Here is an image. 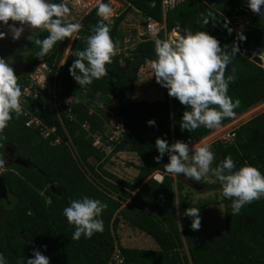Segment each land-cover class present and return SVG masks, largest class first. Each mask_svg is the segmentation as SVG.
I'll use <instances>...</instances> for the list:
<instances>
[{
	"label": "trees",
	"instance_id": "trees-1",
	"mask_svg": "<svg viewBox=\"0 0 264 264\" xmlns=\"http://www.w3.org/2000/svg\"><path fill=\"white\" fill-rule=\"evenodd\" d=\"M125 3V9L112 22L105 21L116 44H122L121 21L129 12L136 14V9L144 18L164 23L165 27L155 34L161 39H167L166 33L174 28L180 34L187 28L207 31L228 52L233 44L239 47L240 51L225 69V76L235 69V79L229 83L227 94L233 101L239 100V105L233 109V116L222 118V123L264 102V67L258 64L260 59L256 55L264 50V8L256 14L247 7V0H185L166 11L163 17L160 0L151 3L125 0ZM96 8L81 18L78 37L71 44L65 65L57 72L61 79L60 95L74 94L77 100L68 113L59 111L57 115L48 107L36 112L45 125H55L57 133L68 140L69 145L51 144L49 139L42 138L39 127L25 126L27 118L23 113L13 112L0 132V157L8 142L15 146L16 156L28 159L31 164L23 167L14 163L11 167L15 171L3 174L14 199L11 211L0 222V253L6 257L7 264H17L18 260L26 264L34 248L49 257L50 264H264V196L244 205L239 214L233 215L231 201L223 197L220 183L209 173L211 181L198 182L205 190L220 191V198L200 199L191 204L187 201L188 193H183L186 183L164 168L167 153L160 161L154 159L158 155L157 137L169 143L179 139L191 144L207 136L211 128L182 130V113L190 109L169 96L165 87L161 98L147 100L135 96L139 69L155 59L152 37H142L127 55L115 54L111 63L106 64V74L94 79L87 90L69 74V65L75 59L72 52L86 47V37L102 19ZM244 8L250 12V27L235 32L227 17L243 16ZM209 12L214 18L210 17L209 23L204 25L203 18ZM225 20L233 30L230 34L222 27ZM240 34L245 39L240 40ZM47 35L48 31L41 28L28 38L26 65L17 76L20 87L27 82L40 59L36 56L39 46L35 45V38ZM65 42L66 38L56 41L44 56L54 72ZM28 107L32 109L33 105ZM212 107L218 108L217 105ZM112 114L121 122V136L106 155L92 144L89 133L100 132L104 139L105 124ZM149 119L155 120L154 126L147 124ZM82 123L86 127L83 128ZM234 133L229 142L216 139L210 143L215 154L213 166L231 155L237 168L247 163L264 174V110L239 124ZM123 151L134 153L139 159L131 164L136 174L130 181L105 168L112 155ZM155 172L162 175L161 181L153 178ZM50 185L59 188L61 194H53ZM85 195L107 204L101 214L104 228L90 238L82 235L79 240H73L74 225L67 222L62 210L71 199ZM210 204L223 205L224 224L198 241L190 226L191 218L184 215V210L188 207L201 210ZM121 220L152 237L158 248L117 243L116 231ZM116 249L120 251L121 263L112 260Z\"/></svg>",
	"mask_w": 264,
	"mask_h": 264
},
{
	"label": "clouds",
	"instance_id": "clouds-1",
	"mask_svg": "<svg viewBox=\"0 0 264 264\" xmlns=\"http://www.w3.org/2000/svg\"><path fill=\"white\" fill-rule=\"evenodd\" d=\"M96 3V13L102 19L86 37V47L72 52L75 59L68 69L73 79L85 90L94 79H100L106 74V64H110L116 54V42L110 36L109 24L105 22L110 19L112 7L103 0H96ZM247 7L259 14L264 8V0H247ZM69 12L66 0H0V27L7 28L13 41L21 37L26 27L46 29L47 36L42 39L36 37L34 40L35 45L39 46L36 56L43 58L56 41L71 37L80 30V23L65 19ZM210 17L214 18L211 12L203 18L204 25L209 23ZM222 27L229 34L233 31L227 20ZM5 35V31H0V39ZM152 39L155 51V59L150 62L152 76L167 89L169 96L177 98L190 109L182 113V130L191 131L200 126L212 128L218 126L222 118L234 115L233 109L239 105V100L233 101L227 93L229 83L235 79V69L227 76L225 69L240 51L236 44L228 52L207 31L187 28L171 42L155 35ZM239 39H245L243 34L239 35ZM21 95V87L13 68L5 58L0 57V132L7 126L13 112L21 114ZM147 124L154 126L155 120L149 119ZM155 148L158 152L154 157L156 161H160L167 153L168 162L164 168L168 173H183L185 177L196 181L210 173L220 183L223 197L231 201L233 215L239 214L244 205L264 196V174L257 167L245 163L237 168L231 155L225 156L213 166L215 154L207 143L190 146L188 142L179 139L169 143L167 139L157 137ZM5 163L0 158V166ZM106 207L105 202L87 195L71 199L62 214L70 225H74L72 239L79 240L82 235L90 238L94 233L102 232L104 224L101 214ZM198 213L197 207L184 210V215L191 218L190 226L194 230L200 228L201 218ZM42 247L46 248V245ZM32 253V257L26 259V264H50L49 257L39 249L34 248ZM0 264H7L3 253H0ZM17 264H25V261L18 260Z\"/></svg>",
	"mask_w": 264,
	"mask_h": 264
},
{
	"label": "built area",
	"instance_id": "built-area-1",
	"mask_svg": "<svg viewBox=\"0 0 264 264\" xmlns=\"http://www.w3.org/2000/svg\"><path fill=\"white\" fill-rule=\"evenodd\" d=\"M185 0H160V7L162 15L164 17L166 11L174 8L179 3ZM66 3L69 6L70 12L66 15L65 19L73 22L80 23V20L83 16L88 14L93 8L97 6L96 0H66ZM246 14L250 15V12L247 8L243 9ZM135 13L129 14V17H126L121 21L119 29L122 34L121 45L116 44V54L123 53L124 55L128 54V50L132 48L135 43L142 39V37L150 38L155 35L161 28H164V23L158 22L151 17L144 18L136 9ZM108 20L112 22L114 18L112 17ZM238 16L232 15L227 17L237 18ZM133 20L132 22H129ZM177 28L172 29L170 32L166 33L167 40L170 42L173 41L177 36ZM78 37L77 32L73 33L71 37H66V42L62 55L58 61L55 72L53 67L48 64L46 58H40L35 69L29 73L27 77V82L21 86L22 95L20 97V102L22 106L23 115L27 118L25 120V126L27 127H39V132L42 138L49 139L51 144H60L64 142L69 145V141L65 140L64 137L57 133V127L45 125L40 118L36 115L38 110H45L48 107L51 111H55L59 115V111H64L68 113L69 107L71 104L77 100L74 94L60 95V76L57 75V72L60 70V67L65 65L66 56L70 51L71 44L74 39ZM260 59L259 65L264 67V50L256 54ZM54 74V75H53ZM52 77V79H51ZM51 79V85L50 83ZM44 98L46 100L44 101ZM32 104L33 108L28 106ZM107 132L105 138L103 139L102 134L99 133H89L92 137V144L96 147H99L106 155H109L113 149V143H116L120 140L121 136V122L117 116L112 114L110 118L106 121ZM81 126L86 127L85 123H82ZM235 136L234 131L227 132L226 135L220 139L223 142L231 141ZM155 178V174L153 175ZM112 260L115 263H121L122 257L120 251L116 249L114 251ZM108 264H112L109 262Z\"/></svg>",
	"mask_w": 264,
	"mask_h": 264
},
{
	"label": "rangeland",
	"instance_id": "rangeland-1",
	"mask_svg": "<svg viewBox=\"0 0 264 264\" xmlns=\"http://www.w3.org/2000/svg\"><path fill=\"white\" fill-rule=\"evenodd\" d=\"M106 3H109L112 7L111 15L112 17L119 15L126 7L125 0H107ZM132 12H129L127 17H129V14ZM111 18V16H110ZM133 20H130L129 22H132ZM229 22L231 26L233 27L235 32L241 31L247 27H250V17L248 15L241 16L235 18H229ZM19 48L21 47L20 53L17 56V61L15 62L16 67L18 68L15 72L16 76H19V74L23 71L24 66L26 64V55L29 50V44L28 41H21L18 43ZM18 73V74H17ZM153 75L150 64L146 63L143 67L139 69L138 72V79L135 87V94L139 95V89L141 88H147L152 87L154 89V86L157 87L156 89L160 91L159 95L161 94L163 96L164 94V87H162L160 84L158 86L155 83L154 76ZM155 98L156 95H153ZM258 106V107H257ZM252 107L242 113L239 116H236L232 119H230L226 123H221L218 126L212 127L211 132L204 137L202 140L198 141L197 143L193 145H202V144H209L212 143V141L216 139H221L223 135H226L227 132H232L234 129L244 121L248 120L255 114L261 112L264 110V102L256 105V108ZM247 112L248 115L246 114ZM245 114V115H244ZM138 157L133 153L130 152H118L114 155H112L109 159V161L106 163L105 168L107 171L113 173L117 177H120L125 180H132L134 175L136 174V168H131V164L138 162ZM91 161V160H90ZM155 174V173H154ZM153 174V175H154ZM175 176V174H172ZM154 178V177H153ZM155 179L157 181L162 180V175H156ZM203 181H211L209 176L206 175L202 178ZM201 188H195L190 185H187L183 189V193H188L187 201H189L191 204L195 203L196 201L200 199H219L220 198V191L218 190H205L203 189L202 183H200ZM124 204V203H123ZM199 216H200V228L194 230L195 236L198 241L205 238L211 231L218 227H222L224 224V213H223V205L222 204H210L209 206L205 207L204 209L199 210ZM5 216V213L0 215V222H3V218ZM116 242L123 246L128 247H139V248H149V249H157L158 246L154 239L147 234H145L143 231L139 230L136 227L131 226L127 222L121 220V222L118 225V229L116 231Z\"/></svg>",
	"mask_w": 264,
	"mask_h": 264
},
{
	"label": "flooded vegetation",
	"instance_id": "flooded-vegetation-1",
	"mask_svg": "<svg viewBox=\"0 0 264 264\" xmlns=\"http://www.w3.org/2000/svg\"><path fill=\"white\" fill-rule=\"evenodd\" d=\"M25 41H28V38L25 39ZM19 42H21V41H17V42L13 41L10 44L0 46V57H3L6 59V61L13 68L14 74L18 69L15 65V62L17 61V56L19 55L20 50H21V47L19 48V46H17ZM26 58H27V55H26ZM6 143H8V142H6ZM4 147H5V144H4ZM15 157H16L15 146H13L12 153L10 151L5 152V148H4L3 155L0 157L6 161V163L3 166H0V175L3 178H4V176H3L4 172L15 171V169L11 167L12 164H14L13 160ZM4 180H5V178H4ZM5 185H6V183H5ZM6 190H7V196L5 198H0V200L2 201L1 206H0V215L5 213L3 220H5L7 214L11 211L12 207L14 206V199L12 197L13 195H12V193L9 192V190L7 189V186H6Z\"/></svg>",
	"mask_w": 264,
	"mask_h": 264
},
{
	"label": "water",
	"instance_id": "water-1",
	"mask_svg": "<svg viewBox=\"0 0 264 264\" xmlns=\"http://www.w3.org/2000/svg\"><path fill=\"white\" fill-rule=\"evenodd\" d=\"M148 3L153 2L154 0H145ZM11 23V21H9ZM17 24L19 22H16ZM38 29H28L26 27L25 31L22 33L21 37L18 40H15V42L17 41H23L27 38H29L31 35H33ZM0 31H5L6 35L3 39H0V46L1 45H7L10 44L11 42H13L12 37H11V33L8 32L6 27H0ZM5 152L10 151L12 153L13 151V146L10 143H5ZM13 163L18 164L20 166L23 167H30V161L28 159H23L21 157L16 156L13 160ZM179 177L183 180L184 183H186L187 185H190L192 187L201 188V185L198 181H196L193 178H188L185 177L183 173L179 174ZM50 189L52 191L53 194L56 195H60L61 194V190L59 188H55L52 185H50ZM7 196V190H6V185H5V180L4 178L0 175V198H5Z\"/></svg>",
	"mask_w": 264,
	"mask_h": 264
},
{
	"label": "crops",
	"instance_id": "crops-1",
	"mask_svg": "<svg viewBox=\"0 0 264 264\" xmlns=\"http://www.w3.org/2000/svg\"><path fill=\"white\" fill-rule=\"evenodd\" d=\"M147 63L150 64V62H148V61H147ZM150 76H151V79H152V74H150ZM154 80H155L156 85L158 86L159 83H157L155 77H154ZM156 88H157V87H155V86H154V89H153L152 87H147V88H144V87H143V88L139 89V92H138L139 95L135 94V96H136L138 99H147V100H149V99H157V98H161L162 95H161V94L159 95L160 91L157 90ZM153 95H156V97H155V98H152V97H154ZM258 104H259V103H258ZM256 105H257V104H256ZM243 113H244V112H243ZM241 114H242V113H241ZM241 114H239V115H241ZM239 115H237V116H239ZM221 123H222V122H220V124H221ZM205 137H206V136H205ZM203 138H204V137H203ZM203 138H201V139H199V140H197V141H195V142H193V143H191V144H195V143H197L198 141L202 140ZM191 144H189V145L191 146ZM155 174L161 176V174H160L159 172H155Z\"/></svg>",
	"mask_w": 264,
	"mask_h": 264
},
{
	"label": "bare ground",
	"instance_id": "bare-ground-1",
	"mask_svg": "<svg viewBox=\"0 0 264 264\" xmlns=\"http://www.w3.org/2000/svg\"><path fill=\"white\" fill-rule=\"evenodd\" d=\"M257 107H258V106H257ZM255 108H256V106H255ZM255 108H253V109H255ZM248 113H249V112H247L246 114L248 115ZM244 115H245V114H244Z\"/></svg>",
	"mask_w": 264,
	"mask_h": 264
}]
</instances>
